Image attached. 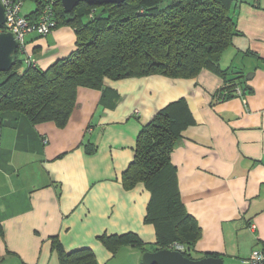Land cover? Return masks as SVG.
<instances>
[{
    "label": "crops",
    "instance_id": "1",
    "mask_svg": "<svg viewBox=\"0 0 264 264\" xmlns=\"http://www.w3.org/2000/svg\"><path fill=\"white\" fill-rule=\"evenodd\" d=\"M29 5L26 15L36 8ZM233 13L240 35L221 66L234 67L228 78L240 70L253 73L243 97L216 101L215 92L234 82L205 69L190 79L108 80L105 99L100 90L83 87L65 128L33 126L18 113H4L0 264H60L55 239L67 253L90 248L99 264H140L137 248L113 252L98 237L134 232L156 245V228L145 222L151 192L143 183L126 189L122 173L142 127L182 97L195 124L182 132L171 160L181 199L202 228L196 257L217 253L224 264H246L254 248L264 247V0H236ZM38 36L26 35V52L43 69L75 48L69 26ZM249 59L257 62L246 64ZM90 142L97 146L92 153L85 147Z\"/></svg>",
    "mask_w": 264,
    "mask_h": 264
},
{
    "label": "trees",
    "instance_id": "2",
    "mask_svg": "<svg viewBox=\"0 0 264 264\" xmlns=\"http://www.w3.org/2000/svg\"><path fill=\"white\" fill-rule=\"evenodd\" d=\"M32 1L36 8L25 17L36 22L50 5L56 21L52 31L71 27L76 35L75 48L43 69L28 65L27 53L19 46L16 63L9 71L0 72V133L8 124L7 112L20 114L33 126L53 122L65 128L78 105L79 90H100L105 99L111 94L108 80L153 74L190 79L206 69L225 82H234L215 92L216 101L239 96L237 88L245 95L249 88L242 70L228 78L233 74L232 66H221L224 53L240 35L233 13L236 0H174L166 6H161L164 0L103 5L81 2L71 12L64 10L61 0ZM245 53L252 52L248 49ZM194 124L183 97L158 110L136 137L134 158L122 173V183L129 190L143 183L151 192L145 222L156 228V250L180 242L186 247L184 255L191 259L220 257L217 253L195 256L202 228L181 199L177 168L171 160L182 132ZM85 147L89 153L97 149L91 142ZM98 239L113 252L127 245L146 252L145 242L134 232L105 233ZM53 246L59 252L60 264H99L90 248L67 253L56 239Z\"/></svg>",
    "mask_w": 264,
    "mask_h": 264
},
{
    "label": "water",
    "instance_id": "3",
    "mask_svg": "<svg viewBox=\"0 0 264 264\" xmlns=\"http://www.w3.org/2000/svg\"><path fill=\"white\" fill-rule=\"evenodd\" d=\"M125 0H61L66 12H71L81 2L97 3L100 5L109 3H122ZM6 21L5 7L0 0V30ZM19 48V40L12 32L0 31V72L9 71L16 63L15 53ZM247 78L253 77L247 74ZM143 264H224L221 257L207 256L200 259H191L179 251L159 249L153 252H145L142 256Z\"/></svg>",
    "mask_w": 264,
    "mask_h": 264
},
{
    "label": "built area",
    "instance_id": "4",
    "mask_svg": "<svg viewBox=\"0 0 264 264\" xmlns=\"http://www.w3.org/2000/svg\"><path fill=\"white\" fill-rule=\"evenodd\" d=\"M1 2L5 7L6 21L0 31L14 33L19 40V46L23 47L25 52V37L27 34L37 33L39 35H47L56 25V21L53 18L52 7L50 5H47L44 8L38 21L31 22L25 17V14H22L24 0H1ZM25 59V62L28 65L37 66L36 59L31 54L27 53ZM237 93L239 96L243 97L239 88H237ZM166 249L183 253L186 250V247L180 242H174ZM244 262L246 264H264V247L253 249Z\"/></svg>",
    "mask_w": 264,
    "mask_h": 264
},
{
    "label": "rangeland",
    "instance_id": "5",
    "mask_svg": "<svg viewBox=\"0 0 264 264\" xmlns=\"http://www.w3.org/2000/svg\"><path fill=\"white\" fill-rule=\"evenodd\" d=\"M172 1H174V0H164L163 3L161 4V6H166L168 3L172 2ZM237 1L240 2L242 0H237ZM24 2H25V4L22 6L23 7L22 8V14H26L27 13V10H29L28 9V6H30V9H31L32 5H29V3H33V7H34V2H32V0H25ZM29 37L30 36H28V38ZM52 41H55V40L53 39ZM244 62L246 64H248V63L257 62V61L256 60L249 59V60H244ZM156 247H157V245H154V246L145 245V249H146L145 251L146 252L147 251L153 252V251H155ZM138 250H139V258L141 259L140 261H142V256H143V254L141 253L142 250H140V249H138ZM195 256H196V254H195Z\"/></svg>",
    "mask_w": 264,
    "mask_h": 264
},
{
    "label": "clouds",
    "instance_id": "6",
    "mask_svg": "<svg viewBox=\"0 0 264 264\" xmlns=\"http://www.w3.org/2000/svg\"><path fill=\"white\" fill-rule=\"evenodd\" d=\"M166 249V248H165Z\"/></svg>",
    "mask_w": 264,
    "mask_h": 264
}]
</instances>
